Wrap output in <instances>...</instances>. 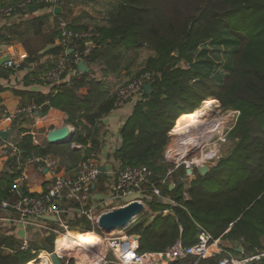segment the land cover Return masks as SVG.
Returning a JSON list of instances; mask_svg holds the SVG:
<instances>
[{"label": "trees", "instance_id": "trees-1", "mask_svg": "<svg viewBox=\"0 0 264 264\" xmlns=\"http://www.w3.org/2000/svg\"><path fill=\"white\" fill-rule=\"evenodd\" d=\"M167 7L164 2L153 0H118L116 10L106 14V24L93 28L97 35L91 38L93 47L84 57L88 63L98 59L109 69L120 59L122 48L138 46L142 41L155 51L142 70L151 74L148 82L152 93L143 92L134 102L120 128V145L109 158V169L146 165L153 171L152 180L160 179L166 171L164 150L173 125L176 128L211 97L223 107L239 111L231 133L236 143L231 153L206 174L201 175L195 168L187 198L181 184L176 183L173 189L163 186V194L175 205L146 193L142 199L148 209H143L124 233L139 237L138 252H161L178 238L186 245L194 244L200 225L214 239L235 244L227 248L231 252L239 254L235 249L241 246L245 254L254 253L255 248L264 246V0H183L181 9H176L178 17L173 19L163 11ZM67 28L81 31L87 26L69 23ZM60 32V27L53 30L46 44H52ZM86 42L78 41V48L83 49ZM62 49V45L48 48L46 53L55 56V61L43 68V63L37 65L41 68L34 74L37 81L40 73L55 64ZM221 52H225L224 73L218 70ZM67 57L71 59L72 55L68 53ZM30 61L39 62L33 58ZM181 61L186 66L180 65ZM69 69L77 66L71 61L62 79ZM14 71L15 68L0 65V77L7 78ZM55 88L56 93L39 94L34 100L39 105L47 102L41 114L58 108L67 115L74 127L71 141L34 145L27 135L19 146L25 158L49 156L59 149L61 164L69 163L64 167L70 169L76 157L81 160L90 152L89 149L80 156L81 150L71 149V142L84 146L90 141L92 148L98 150V131L94 126L113 108L116 94L109 91L105 80L97 81L90 73L80 72ZM182 172L179 168L175 176ZM18 174L15 168L13 173L0 176V199L19 196L9 193ZM105 180L103 173L100 181ZM164 210L169 212L165 214ZM81 223L87 227L79 232L92 231L84 216L72 221L71 228ZM53 240L49 236L51 246ZM20 245L12 237H0V264H26L41 249L36 241L26 251L19 250ZM4 248L15 252L6 254ZM44 257L40 253L39 263ZM218 258L215 255L199 259L196 264H217ZM195 260L189 256L170 264H193ZM249 264H264V257Z\"/></svg>", "mask_w": 264, "mask_h": 264}, {"label": "built area", "instance_id": "built-area-1", "mask_svg": "<svg viewBox=\"0 0 264 264\" xmlns=\"http://www.w3.org/2000/svg\"><path fill=\"white\" fill-rule=\"evenodd\" d=\"M41 4L48 7H63L69 4L71 0H38ZM34 0H23L10 2L0 5V18H10L21 10H26L33 5ZM60 39L63 46L62 54L55 64L44 70L37 77L41 84H59L63 73L71 61L76 65L79 61L85 60L84 57L89 54L93 44L91 38L97 35L95 29L88 28L81 31H72L67 28V24H60ZM84 40L85 47L78 48V41ZM70 48L72 58L66 55ZM87 61V60H86ZM88 63V62H87ZM7 68H14L12 60L3 64ZM151 74L142 73L139 77L123 84L117 91L114 106L111 110L121 107L128 102H136L144 92L143 84L149 83ZM36 106L19 107L11 112L4 110L0 117V131L5 127H10L14 119L24 111H32ZM234 114L239 115L235 110ZM192 132V131H191ZM195 134L188 131L182 132L174 137L165 150L164 159L170 163L166 173L158 180H152L153 171L146 165L124 166L109 169L101 172L98 161V151L94 148L88 155L78 162L72 168V172L61 167L58 159L45 156L37 157L33 160L40 163L42 168H46L49 175V181L45 190L37 194H20L22 184L26 179L25 169L18 166L19 175L13 180L9 193L19 194L14 199H0V208L7 212L4 220L17 222L24 227H34L40 231L54 237L53 248L45 250L44 253L50 256L55 253L63 264H165L169 261L185 259L189 256L196 260L206 259L218 255L217 264H249L264 257V246L254 249V253L245 254L241 246L239 254H235L218 245V239H214L209 231L197 225V240L192 245H186L181 238H178L170 247L161 252H138V244L135 235L116 234L99 235L95 228H98V218L102 213L113 210L116 206L128 204L133 200L145 204L142 197L146 193L156 197L162 202L175 205V201L162 192L163 186L176 183L182 185L183 195L187 198V189L191 181L195 178V168L206 163L208 158L200 155L198 158L192 156L196 154L199 145ZM34 143L39 144L37 138H33ZM1 154L7 157L16 158L19 161V149L15 142H7L0 149ZM205 155V154H204ZM183 169L180 174H175ZM106 174L107 192L101 198L93 197V189L99 183L101 175ZM169 210H164L168 213ZM41 216H54L56 222L43 220ZM81 216L86 217L92 227V232L97 234L100 244L95 246L83 245L80 250L69 253L57 248V239L59 236L69 231L75 232L71 228V222ZM30 239H24L19 250L30 249ZM15 250H12V253ZM164 259H166L164 261ZM36 260V259H33ZM32 261V260H31ZM50 261V259H49ZM50 264L51 261H50Z\"/></svg>", "mask_w": 264, "mask_h": 264}, {"label": "crops", "instance_id": "crops-1", "mask_svg": "<svg viewBox=\"0 0 264 264\" xmlns=\"http://www.w3.org/2000/svg\"><path fill=\"white\" fill-rule=\"evenodd\" d=\"M11 1L18 2L23 0ZM11 1L0 0V5L9 3ZM40 4L41 2L34 0L33 5L36 6V9H29L28 7L26 10H21L10 18H0V57L9 58L12 60L15 68V71L7 78L0 77V87L3 88V90L0 92V117H2L4 114V110L13 112L19 107H37L32 111H24L18 114V116L14 119L13 124L10 127H5V129H3L9 130L7 139L3 140L0 137V149L7 142L17 143L19 149V161L16 158L4 156L0 152V176L6 173H13L15 168L18 169L21 160V167L24 168L26 172V179L21 186L22 193L25 192V194H37L45 190L49 181V175L47 174L46 168L39 170L41 167L40 163H37L33 160L37 157H23L21 154L23 150L20 149L21 147L19 146V142L24 136L29 135L34 145H45L48 143L46 139L47 133L52 129L60 128L62 126H67L74 132L73 125L70 122L66 124V121L68 122L67 115L63 111L59 110L58 108H49L45 114H41L40 111L42 110L43 105L47 102L43 103V105H39L34 100V98H36V96L39 94L48 95L56 93L55 86L58 84H41L34 78V74L37 70L41 69L38 68V64L40 65L43 63V65L40 66L43 68V66H49L50 62L55 61V56L46 53V51L51 45H61L60 36H56L52 44L47 43L43 47L32 45L28 39L30 37H36L39 34H43L44 32H48V30L52 29L53 27L58 29L62 22L65 24L72 23L74 26L82 25L80 22L81 15L79 11L85 12L87 17L91 16L90 18L100 20L103 19V16L106 15L108 11L113 12L117 7L116 0H112L110 3L108 0H101L96 2V6H94L92 3H82L81 0H71L68 5L61 7V11L59 13H55V7H41ZM109 4H111V8L105 12V10H107L109 7ZM93 10H96V14L93 13ZM46 24L47 30L46 28L44 29ZM88 28L90 27L87 26V29ZM67 49V52H70V48ZM31 58L37 59L39 62H32L30 61ZM88 66L90 68L89 73L92 74L91 77H94L92 63H88ZM79 72L80 70L78 68L69 69L64 75L63 79H61L60 83L70 82V80L74 76L78 75ZM133 104V102H128L121 107L110 110L96 121L94 127L98 131V162L101 165H105L106 170L110 168L109 158L111 159L113 152L120 145L119 131L127 117L131 114ZM34 137L37 138L39 144L34 143ZM92 147L93 146L90 141H88L84 146L76 142H71L70 144L71 149L81 150L80 156H83L84 152L89 149L91 150ZM167 147L168 145L166 148ZM53 156V154L49 155V157ZM77 164H74L73 166L75 167ZM169 167H171L170 164L166 168V171ZM63 168L69 172H72V168L68 169L64 166ZM107 182L108 179L107 181L105 180V182L99 181V183L95 185L93 189L94 198H101L104 196V193L107 192ZM101 187L105 188L102 189ZM170 188H174L172 183L170 184ZM123 205L125 206L126 204L120 203V205L116 206L114 209H117ZM144 209H148V206L146 205L145 207V204ZM155 215L156 213H154V215L151 217V220ZM6 216L7 212L0 208V237H12L17 244H21L24 239H30V243L36 241L41 247L39 250L41 251V254H44L47 248L48 250L53 248V245L51 246V244H49V234L34 227L28 226L25 228L21 223L4 220L3 218ZM84 234H86L85 237H83ZM73 240L78 241L82 244V246H91L95 242V235L92 231H69L68 233H64L58 237L57 248L61 250L70 249ZM138 241L139 237L137 244ZM219 241L221 240L218 239V242ZM226 242L227 244L222 247L230 248L235 246V244H232L229 241ZM3 251L6 254L12 253V250L9 248H4ZM37 261L39 262L38 257L36 260H32L27 263L33 264ZM165 264H168V262Z\"/></svg>", "mask_w": 264, "mask_h": 264}, {"label": "rangeland", "instance_id": "rangeland-1", "mask_svg": "<svg viewBox=\"0 0 264 264\" xmlns=\"http://www.w3.org/2000/svg\"><path fill=\"white\" fill-rule=\"evenodd\" d=\"M99 1L101 0H81L82 3H85V4L92 3L94 4V6H96L95 5L96 2H99ZM116 1L118 4V0ZM153 1L164 2L168 7L165 8L163 11L165 12V14L168 12L169 16L172 19L175 17H178L179 13L177 12L176 9H181V4L183 2V0H153ZM108 2L110 3L112 2V0H108ZM108 6L109 7L107 8V10H105V12H107L111 8V4H109ZM93 8H96V7H93ZM160 8L163 9V6H160ZM95 11L96 10H93V13H95ZM79 12L81 15L80 22L82 23V25L89 26L90 28H94L95 25L97 24L104 25L106 24V21L108 19V17L104 15L103 19L95 20L93 18H90L91 16L87 17L85 15V12L83 11H79ZM45 28L47 30V24L44 26V29ZM53 30H57L56 27H53L52 29L48 30V32L39 34L36 37H30L28 41L31 42V44L34 46L43 47L46 44V41L48 40V37ZM119 53H120V59L113 62L110 68L108 67L109 69H107L106 64H102L101 60L95 59L92 62L93 72H94V77L92 78L97 81L105 80L107 83V86L109 87V91L115 94H116V91L123 84L127 83L128 81L132 79L139 77L142 73H144L142 70L144 69V66L146 65V61L150 56L154 55L155 51L149 47L147 41H142L141 44H138V46H134V47L130 46L127 48H122V50ZM220 57H221L220 59L221 64L219 65L221 66L218 68V70L220 71V73H224L225 68L223 67V64L225 62V52H221ZM180 65L186 66V64L183 61L180 62ZM90 75L92 76L91 73ZM211 98H213L215 102L213 103L210 110L205 111V115L202 117V119H200L199 121L195 123H192L186 129H183L178 132H175V130L182 127L183 122L180 123V125H178L176 128H174L175 124L173 125V128L169 132L170 139L167 144L169 145L171 141L174 139V137L182 132L188 131L189 133L195 134L194 136L197 138L196 139L197 145H199V147H198V150L195 156L193 155L192 157L199 159L200 155L202 156L203 154V157H205L207 154L208 158L205 161L206 163H204L203 165H207L209 168H211L212 166H215L221 159L226 158L231 153L236 143V139L231 136V133L236 123V120L238 118V114L233 113L235 110L225 108L221 105L219 100L215 99L214 97H211ZM67 123L69 122L66 121V124ZM79 125H82V123ZM79 128H81V126ZM165 150H166V147H165ZM165 150H164V153H165ZM55 152L56 154H53L54 155L53 157L58 159L59 164H61L62 159H61V156L58 155L60 152L59 149H57ZM79 159L80 157H76L75 160L74 161L72 160V161L73 163L75 162L76 164ZM169 164L165 161V164H163L164 169L167 168ZM61 165L67 166L69 165V163H64V164L62 163ZM123 202H125V200ZM145 207H146V202H145ZM86 227L87 226L84 223H81L77 225L76 228H73V230L79 232L81 230L86 229ZM96 232L99 235L106 234L107 236L118 234L117 232H110V233L103 232V231H100L99 229ZM85 236L86 234H84L83 237ZM226 244L227 242H224L223 240L218 242V245L220 246H224ZM40 253L41 251L38 253V255ZM38 255L36 256V258L38 257ZM31 256L34 257L35 254L34 255L32 254ZM165 260L166 259H164V261ZM197 262L198 260H195L193 264H196ZM33 264H40V263L37 261V262H34Z\"/></svg>", "mask_w": 264, "mask_h": 264}, {"label": "water", "instance_id": "water-1", "mask_svg": "<svg viewBox=\"0 0 264 264\" xmlns=\"http://www.w3.org/2000/svg\"><path fill=\"white\" fill-rule=\"evenodd\" d=\"M29 9H36V6L35 5L29 6ZM60 11H61V7L58 6L54 8L55 13H59ZM175 54H177V52H175ZM8 60L9 58L0 57V65H3ZM76 66L80 70L81 73L90 72V68L86 60L79 61L76 64ZM143 89L147 95H150L152 93L151 83H144ZM8 133H9V130L0 131V137L3 140H6ZM72 135H73V131L69 127L63 126L60 128H55V129L50 130L47 133L46 139H47V142L50 144L60 145V144L69 143L71 141ZM99 168L101 172H105V169H106L105 165H100ZM208 169L209 167L207 165H201L198 167V171L201 175L206 174ZM19 193L22 194V189L19 190ZM131 202L132 203H129L127 206L122 207L121 209H113L105 213H102L99 216L98 221H97L99 230L103 232H109V233L117 232L118 234H123L124 229L144 209L143 203H140L137 200L135 201L133 200ZM40 218L43 220L56 222V218L54 216H41ZM135 238L136 240H138V236H135ZM235 250L239 252L240 249L238 247ZM49 259L52 264H63V262L57 257L55 253H51L49 256ZM172 262L174 261H169L168 264Z\"/></svg>", "mask_w": 264, "mask_h": 264}, {"label": "bare ground", "instance_id": "bare-ground-1", "mask_svg": "<svg viewBox=\"0 0 264 264\" xmlns=\"http://www.w3.org/2000/svg\"><path fill=\"white\" fill-rule=\"evenodd\" d=\"M214 102H215V100L212 99V98H208L207 100L203 101L202 106L200 108H198V109H195L189 116H187L184 119V121H183L182 127L176 129L175 132H178V131H181L183 129H186L192 123H195V122L199 121L200 119H202V117L205 115V111L210 110ZM129 203H132V202H129ZM128 204H126L125 206H127ZM125 206H120L117 209H121L122 207H125ZM94 235H95V242L93 243V245H91V247L92 246L97 247V245H99L101 243L99 237L97 236V234L94 233ZM81 247H82L81 243H79L76 240H73L72 243H71L70 249H64L62 251H66L67 250L69 253H72V252H75L77 250H80ZM44 256L45 257L43 258V260H42V262L40 264H50L48 256L45 253H44Z\"/></svg>", "mask_w": 264, "mask_h": 264}]
</instances>
